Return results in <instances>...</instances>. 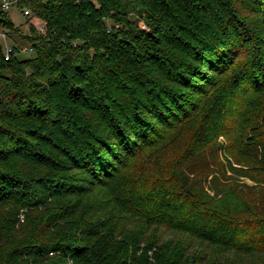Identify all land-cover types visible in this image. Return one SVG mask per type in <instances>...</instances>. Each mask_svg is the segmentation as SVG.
I'll return each mask as SVG.
<instances>
[{
	"label": "trees",
	"instance_id": "obj_1",
	"mask_svg": "<svg viewBox=\"0 0 264 264\" xmlns=\"http://www.w3.org/2000/svg\"><path fill=\"white\" fill-rule=\"evenodd\" d=\"M17 1L0 264H264V0Z\"/></svg>",
	"mask_w": 264,
	"mask_h": 264
},
{
	"label": "rangeland",
	"instance_id": "obj_2",
	"mask_svg": "<svg viewBox=\"0 0 264 264\" xmlns=\"http://www.w3.org/2000/svg\"><path fill=\"white\" fill-rule=\"evenodd\" d=\"M10 16H11V18L13 19V21H14L16 24H18V25L21 24V27H22V31H23V33L28 32V29H27L28 25H27V21H26V20H27V17L23 16L22 11H21L20 9H18L17 7H12V8L10 9ZM139 25H140V27H142V28H146V25H145L144 22L141 21V20H139ZM2 38H3V37H2ZM10 40H11V38H9V37L7 36V37H6V40H4L5 44H6V43H10ZM219 142H221L222 145H223V147H221V149L219 150V156H220V159H221L223 162H225V169H226V173H227L226 175H227V176L235 177V176L233 175V174H234L233 169L229 166V164H228V162H227V160H228V158H229L230 156L226 153V151H225V149H224V144H225V142H226L225 137H224V136H220V137H219ZM232 165H233L234 167H237V166H238L236 163H233V162H232ZM213 174H214V175H218V176H220L221 178H224V177L222 176V174H221L219 171L213 172ZM235 174H236V173H235ZM211 177H212V175L209 177V179H210ZM239 179L242 181V183H247V184H250V185L254 184L253 180H251V179H249V178H247V177H239ZM213 184H214V185H213ZM211 188H212V189H217V188H222V186H220V185H215V183H212ZM211 193L213 194L214 191L212 190Z\"/></svg>",
	"mask_w": 264,
	"mask_h": 264
},
{
	"label": "built area",
	"instance_id": "obj_3",
	"mask_svg": "<svg viewBox=\"0 0 264 264\" xmlns=\"http://www.w3.org/2000/svg\"><path fill=\"white\" fill-rule=\"evenodd\" d=\"M18 1L17 0H3V8L5 10H9L10 8H12ZM25 15H30L31 11L27 8H23L20 9ZM41 29L44 31V27L41 26ZM0 36L3 37L4 40H6L7 34L3 29H0ZM14 47L12 45H10L9 43L5 44V52H6V57L9 58L11 55V52L13 51ZM24 51H28V50H32V48H27L24 47L23 49Z\"/></svg>",
	"mask_w": 264,
	"mask_h": 264
}]
</instances>
